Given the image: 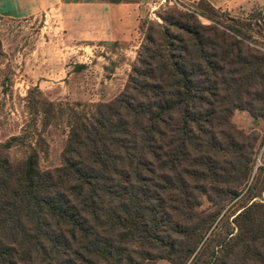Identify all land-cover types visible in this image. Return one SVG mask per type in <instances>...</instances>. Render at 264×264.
I'll list each match as a JSON object with an SVG mask.
<instances>
[{"label":"trees","instance_id":"obj_1","mask_svg":"<svg viewBox=\"0 0 264 264\" xmlns=\"http://www.w3.org/2000/svg\"><path fill=\"white\" fill-rule=\"evenodd\" d=\"M180 4L146 21L113 97L27 88V119L0 142V264H264V204L234 206L256 138L230 119L264 120V8ZM58 122L60 162L40 169L42 133Z\"/></svg>","mask_w":264,"mask_h":264},{"label":"rangeland","instance_id":"obj_2","mask_svg":"<svg viewBox=\"0 0 264 264\" xmlns=\"http://www.w3.org/2000/svg\"><path fill=\"white\" fill-rule=\"evenodd\" d=\"M264 4L244 3L227 11L229 15H256ZM59 10L37 14L28 18H0V142L18 133L27 119L24 95L36 85L52 100H79L94 102L113 97L123 86L131 61L141 40L146 21L156 19L141 17L139 32L132 43L136 47L124 49L117 41L85 40L69 33V22L61 21ZM164 13L166 9H159ZM201 21L207 22L202 16ZM264 41L263 38L260 39ZM127 45V43H124ZM128 46V45H127ZM132 48L131 50H129ZM230 119L245 132L255 136V154L249 177V191L244 190L234 206L255 200L264 204V120L252 117L243 109H234ZM45 152L38 151L40 169L52 168L60 162L64 132L60 122L50 124L44 131ZM24 146L14 144L8 149L11 159L25 156ZM251 195H254L251 197ZM251 197V198H250ZM203 200L200 207H205ZM148 264H171L157 258Z\"/></svg>","mask_w":264,"mask_h":264},{"label":"crops","instance_id":"obj_3","mask_svg":"<svg viewBox=\"0 0 264 264\" xmlns=\"http://www.w3.org/2000/svg\"><path fill=\"white\" fill-rule=\"evenodd\" d=\"M208 1L221 10L251 2L264 4V0ZM150 4L151 0H0V18L35 17L58 9L61 21L64 24L69 22L72 38L117 41L123 43L126 50L138 44L137 41L132 43V40L139 33L137 29L141 17L153 16Z\"/></svg>","mask_w":264,"mask_h":264},{"label":"built area","instance_id":"obj_4","mask_svg":"<svg viewBox=\"0 0 264 264\" xmlns=\"http://www.w3.org/2000/svg\"><path fill=\"white\" fill-rule=\"evenodd\" d=\"M180 1L181 0H151L150 10L152 11V15H153L152 17L158 18V16L155 13L156 8L171 4H176L178 6H181Z\"/></svg>","mask_w":264,"mask_h":264}]
</instances>
